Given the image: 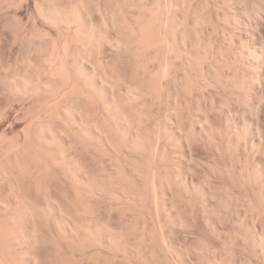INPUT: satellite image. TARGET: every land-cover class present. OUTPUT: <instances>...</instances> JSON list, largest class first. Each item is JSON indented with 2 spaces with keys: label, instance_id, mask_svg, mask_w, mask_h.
<instances>
[{
  "label": "bare ground",
  "instance_id": "6f19581e",
  "mask_svg": "<svg viewBox=\"0 0 264 264\" xmlns=\"http://www.w3.org/2000/svg\"><path fill=\"white\" fill-rule=\"evenodd\" d=\"M263 103L264 0H0V264H261Z\"/></svg>",
  "mask_w": 264,
  "mask_h": 264
},
{
  "label": "rangeland",
  "instance_id": "374dc122",
  "mask_svg": "<svg viewBox=\"0 0 264 264\" xmlns=\"http://www.w3.org/2000/svg\"><path fill=\"white\" fill-rule=\"evenodd\" d=\"M247 1L251 2V0H247ZM259 28H260V26H259ZM262 105H263V106H262V110H263V111H262V114H261V115H262L261 118H262L263 121H264V115H263V114H264V103H263ZM247 111L249 112V109H248V108H247ZM246 114H247L246 116H248V113H247V112H246ZM249 117H250V114H249ZM195 226H197V223H196ZM196 228H197V227H195L194 229L196 230ZM236 252H238V253H240L241 255H243V254L241 253L242 251L240 252V251H238V249H235V250H234V253H236ZM223 253H224V252H223ZM238 253H236V254H238ZM240 254H238L239 257H240ZM238 255H237V256H238ZM260 263H261V264H264V260H261Z\"/></svg>",
  "mask_w": 264,
  "mask_h": 264
}]
</instances>
